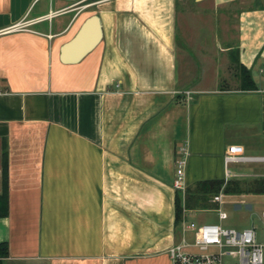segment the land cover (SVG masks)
I'll return each mask as SVG.
<instances>
[{
    "label": "crops",
    "instance_id": "1",
    "mask_svg": "<svg viewBox=\"0 0 264 264\" xmlns=\"http://www.w3.org/2000/svg\"><path fill=\"white\" fill-rule=\"evenodd\" d=\"M178 5L188 21L187 0H0L3 264H171L167 248L183 236L174 223L180 148L186 186L224 179L231 146L264 155V6L241 12L233 44L229 29L216 49L194 30L198 64L221 72L213 86L189 89L197 65L178 45ZM94 13L99 42L62 62V44ZM232 54L256 89H239ZM220 76L224 86L214 84ZM232 164L233 178L264 177V162ZM211 199L185 208L186 222L227 219L217 215L224 199Z\"/></svg>",
    "mask_w": 264,
    "mask_h": 264
},
{
    "label": "rangeland",
    "instance_id": "2",
    "mask_svg": "<svg viewBox=\"0 0 264 264\" xmlns=\"http://www.w3.org/2000/svg\"><path fill=\"white\" fill-rule=\"evenodd\" d=\"M205 0L201 3H194L192 0H187V10L191 14L189 20L186 21V17L181 12L182 7L178 5L179 19L182 17L181 24L178 29V45L188 52L192 60L197 65L196 75L191 77L186 83L187 88H196L204 86H213V79L216 72H221L215 68H207L198 64V51L195 49V41L199 38L194 35V30L204 31L206 34V44L209 48L216 49L215 45H225V37L222 36L223 31L229 29V39L233 44L236 40V35L240 27L239 15L242 11L252 9L259 6H264V0ZM195 13L198 16H195ZM192 15L195 18H192ZM200 15V16H199ZM211 31L216 33V37L210 36ZM186 34L184 36L183 34ZM187 39L189 41H187ZM179 56V55H178ZM214 63L219 62L220 56L213 52ZM179 59V57H178ZM179 63V61H178ZM260 64H262L260 62ZM199 65V66H198ZM218 83H214L218 86H224L226 84L224 78L220 76ZM234 83H230L229 86H233ZM235 164L230 163L229 169ZM225 203L222 205L224 211H226L228 218L220 222L223 227H235L238 229L253 226L257 231V239L259 242H264V223L260 217L261 211L264 208V195L261 194L256 198L240 197V196H224ZM243 199L245 203L240 202ZM236 203V204H235ZM249 204V205H248ZM236 205H238L236 207ZM214 215V213H210ZM198 220L197 218H195ZM210 221L209 219H204ZM187 222H190L189 219ZM223 264H239L238 257H232L230 255L223 256Z\"/></svg>",
    "mask_w": 264,
    "mask_h": 264
},
{
    "label": "built area",
    "instance_id": "3",
    "mask_svg": "<svg viewBox=\"0 0 264 264\" xmlns=\"http://www.w3.org/2000/svg\"><path fill=\"white\" fill-rule=\"evenodd\" d=\"M187 155V147H181L179 156L175 160L173 179V187L179 189L183 196L186 188ZM223 161L224 182H226L234 175L229 169L230 163L264 162V155L249 156L235 146H231L224 155ZM224 195L221 189L211 200L220 204L223 202ZM217 215L220 220L227 217L226 211L221 208L217 209ZM260 217L264 223V208ZM181 224L183 236L167 248L171 264H223L224 255L238 257L239 264H264V242L258 241L257 231L253 226L238 229L223 227L219 223L186 222L184 211ZM185 230L191 231L190 237L185 235Z\"/></svg>",
    "mask_w": 264,
    "mask_h": 264
},
{
    "label": "trees",
    "instance_id": "4",
    "mask_svg": "<svg viewBox=\"0 0 264 264\" xmlns=\"http://www.w3.org/2000/svg\"><path fill=\"white\" fill-rule=\"evenodd\" d=\"M230 62L239 78V89L253 90L256 89V84L251 76L250 70L239 62L237 55L230 56ZM225 194H240V193H264V177L254 179H236L231 178L224 182V179H209L197 181L193 185H187L184 196L179 189L175 190V226H180L183 211L185 208H204L212 205L210 199L220 190ZM6 195H0V216L6 213L5 210ZM7 255V245L0 242V264L3 257Z\"/></svg>",
    "mask_w": 264,
    "mask_h": 264
},
{
    "label": "water",
    "instance_id": "5",
    "mask_svg": "<svg viewBox=\"0 0 264 264\" xmlns=\"http://www.w3.org/2000/svg\"><path fill=\"white\" fill-rule=\"evenodd\" d=\"M101 38L98 14L90 15L80 26L75 36L62 44L60 60L64 63L80 60L99 42Z\"/></svg>",
    "mask_w": 264,
    "mask_h": 264
}]
</instances>
